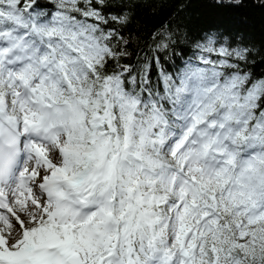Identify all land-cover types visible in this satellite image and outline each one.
I'll list each match as a JSON object with an SVG mask.
<instances>
[{"label":"snow or ice","instance_id":"6c2138e0","mask_svg":"<svg viewBox=\"0 0 264 264\" xmlns=\"http://www.w3.org/2000/svg\"><path fill=\"white\" fill-rule=\"evenodd\" d=\"M136 2L0 0V264H264V79L209 37L154 86Z\"/></svg>","mask_w":264,"mask_h":264},{"label":"trees","instance_id":"16d2710c","mask_svg":"<svg viewBox=\"0 0 264 264\" xmlns=\"http://www.w3.org/2000/svg\"><path fill=\"white\" fill-rule=\"evenodd\" d=\"M36 3L45 11L54 10L52 2ZM105 11L115 14L117 9ZM105 28L116 29L128 41L120 44L128 53L121 64L137 70L145 63L151 65L154 86L156 58L175 76L189 63L200 64L196 45L206 43L209 37L214 38L216 47L247 50L245 60L233 62L249 74L248 86L264 79V0H137L126 26L110 23ZM114 68L110 62L108 70ZM261 106L264 108V100Z\"/></svg>","mask_w":264,"mask_h":264},{"label":"rangeland","instance_id":"374dc122","mask_svg":"<svg viewBox=\"0 0 264 264\" xmlns=\"http://www.w3.org/2000/svg\"><path fill=\"white\" fill-rule=\"evenodd\" d=\"M36 1H39V2H42V3H46V2H52V0H36ZM195 66H202V65H197V64H193Z\"/></svg>","mask_w":264,"mask_h":264}]
</instances>
